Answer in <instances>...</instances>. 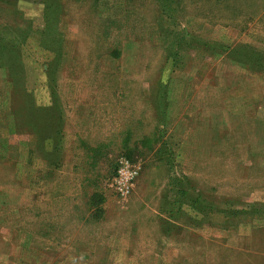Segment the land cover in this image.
Returning <instances> with one entry per match:
<instances>
[{"label":"rangeland","instance_id":"rangeland-1","mask_svg":"<svg viewBox=\"0 0 264 264\" xmlns=\"http://www.w3.org/2000/svg\"><path fill=\"white\" fill-rule=\"evenodd\" d=\"M166 2L0 0V264H264V0Z\"/></svg>","mask_w":264,"mask_h":264},{"label":"trees","instance_id":"trees-1","mask_svg":"<svg viewBox=\"0 0 264 264\" xmlns=\"http://www.w3.org/2000/svg\"><path fill=\"white\" fill-rule=\"evenodd\" d=\"M168 1L169 0H167V2ZM46 9H47L48 14H49L50 9H51L50 6H49V8H46ZM175 10L176 9L173 7V3L172 2L164 4V6H162V8L160 9V18H162L164 21L166 20L168 22L169 21H173L174 15H175ZM61 20H62V15H61L60 21ZM2 25L3 24H0V26H1V30H0V55L1 54H5L6 52H9L11 54H14L15 60H13V62H11V64H5L4 60L0 58V68L7 67L9 70L10 69H15V68H20L22 60H21V55H20L19 52H20V47H22L24 43L23 42L22 43L18 42V40L19 41L23 40V36L26 35L27 33L26 34L24 33V34H21V35L20 34L19 35L16 34V36L13 39H9L8 40V36L6 34H4V32H3V31H5V26H2ZM40 30H42V29H40ZM44 30L47 31L48 34H49V32L52 30V28H50L49 25H47V26L44 27ZM45 36H46V39H48V40H44L43 38H40L39 39V41H40L39 42V46L41 48H43L44 50L50 52V53H55L57 51L55 49V47L59 46L60 52H58V53L60 55L61 51H62V45H63L62 43H60L61 41L56 42L54 40H50L49 36H47V35H45ZM53 42L57 43V45L54 44ZM174 61H175L174 63H176V60H174ZM52 65H53V63L50 64V67H52ZM56 104L59 105V102H57ZM53 106H54V104L52 103L50 106L44 107L46 110L38 111V112H40L39 114L42 113V114H47V116H49L53 112L52 111ZM33 120L35 121V125L34 126L36 127V129H38L40 125L43 128H45L44 125L48 121L47 118L46 119L42 118V119H39V120L37 119L36 120L35 117H34ZM42 140H43V143L44 142L46 143L48 141L47 139L46 140L42 139Z\"/></svg>","mask_w":264,"mask_h":264},{"label":"built area","instance_id":"built-area-1","mask_svg":"<svg viewBox=\"0 0 264 264\" xmlns=\"http://www.w3.org/2000/svg\"><path fill=\"white\" fill-rule=\"evenodd\" d=\"M121 163H122L123 167L119 171L120 175L124 176L127 180L131 181V179H133L137 175V171L135 170V168H134V170H130L131 167L129 166L128 163H126L124 161H122ZM126 193H127V191L122 190V194H126Z\"/></svg>","mask_w":264,"mask_h":264}]
</instances>
